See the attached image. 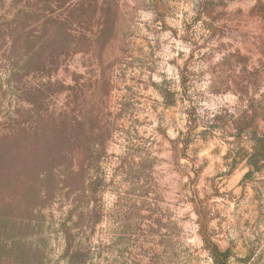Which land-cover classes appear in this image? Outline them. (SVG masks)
I'll list each match as a JSON object with an SVG mask.
<instances>
[{"label":"rangeland","instance_id":"obj_1","mask_svg":"<svg viewBox=\"0 0 264 264\" xmlns=\"http://www.w3.org/2000/svg\"><path fill=\"white\" fill-rule=\"evenodd\" d=\"M0 264H264V0H0Z\"/></svg>","mask_w":264,"mask_h":264},{"label":"trees","instance_id":"obj_2","mask_svg":"<svg viewBox=\"0 0 264 264\" xmlns=\"http://www.w3.org/2000/svg\"><path fill=\"white\" fill-rule=\"evenodd\" d=\"M15 27H18L17 25L16 26H10L9 28H8V30H13Z\"/></svg>","mask_w":264,"mask_h":264}]
</instances>
